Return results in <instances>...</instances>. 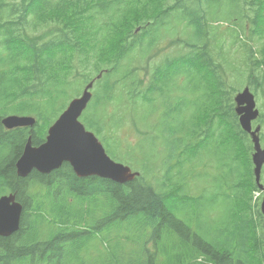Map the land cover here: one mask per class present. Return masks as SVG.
Here are the masks:
<instances>
[{"label":"trees","instance_id":"16d2710c","mask_svg":"<svg viewBox=\"0 0 264 264\" xmlns=\"http://www.w3.org/2000/svg\"><path fill=\"white\" fill-rule=\"evenodd\" d=\"M257 1L242 5L245 19L249 20L251 16L253 26L260 17H264V0ZM129 3V0H0V197L15 194L23 205L18 233L10 238L0 237V264H156V258L161 256L157 242L160 233L173 236L177 233L179 237L185 235V239L193 237L190 223H186V219H177V214L168 208L167 194H163L174 187L180 190L179 182L154 185L142 175L126 185L97 177L79 179L68 164L48 176L33 172L22 179L17 175L16 164L29 138L36 147L45 142L51 123L69 101L80 95L79 86L89 83L88 78L94 72L99 76L105 70L97 82V96L94 95L91 102L95 104L98 100L105 107L103 114L88 122V127L101 136L109 126L114 130L125 125L126 111L123 118L112 116L108 121L107 108L119 103L116 89L123 86L125 79H131L128 103L134 105L135 99L143 97L144 80L137 78L136 69L122 75V67L131 65L132 57L145 46L148 38L150 48L155 44L157 37L154 31L163 21L169 23L172 17H183L188 18L190 26H194L193 15L200 17L199 13L212 9L211 3L206 5L202 0H155L159 11L145 16L148 17L146 23L141 18L133 23H124L126 44L119 47L121 40L111 43L110 35L118 34L123 27L118 20ZM136 24L138 26L133 28ZM40 29L44 31L38 35ZM194 29L193 36L198 42L188 44L191 54L169 59L165 65L168 66L167 71L173 69L179 74L186 62L198 64L200 69L207 68L204 70L209 80L223 85L227 77L221 73L218 63L214 65L213 62L217 61L211 52L205 53L207 42L202 43L205 39H201V31L198 27ZM141 35L142 39L136 40ZM257 35L263 38L264 30ZM261 53L264 55V51ZM211 66L213 68L209 70ZM252 66L262 69L264 77V56L262 60L253 61ZM60 72H65V76L62 77ZM117 73L118 77L106 82L108 76ZM171 73L167 72V75ZM159 74L160 68L156 69L155 76L153 70L151 78ZM84 76L87 78L80 83L79 79ZM149 84V91L157 90L152 80ZM219 91L220 96L225 94L222 89ZM231 100L223 110V101L220 99L218 103L219 112L233 114V122L228 117L221 118L230 128L225 143L229 148L236 144L239 148L235 160L250 167L243 171L246 176L236 183V188L251 196L259 191L251 170L252 146L246 144L244 138L248 135L238 124ZM218 108L212 109L214 122L217 121ZM5 109L10 111L4 112ZM15 112L21 116L33 115L37 119L36 124L6 129L3 119ZM116 121L119 122L115 124ZM247 209L251 214L250 226L246 223ZM247 209H241V221L231 236L239 243L240 250L229 249L227 242L218 245L213 240L205 241L202 253L208 263L224 264L223 260H232L235 255L236 264H264V241L260 234L263 230L262 215L259 209ZM121 223L128 230L122 229ZM106 229L122 235L113 241L115 243L122 241L123 237L134 239L149 235L146 247L151 244L155 248L154 253L145 250L146 254L141 256L124 257L112 254L102 262L92 261L88 255L85 256L87 246L98 237H104L106 243L111 242ZM199 243L194 239L195 245ZM248 248L253 250V255H248ZM180 250L181 246L175 242L170 246L166 244L162 254L165 259L159 261L186 264V256L191 253L182 254ZM194 252L195 249L192 254Z\"/></svg>","mask_w":264,"mask_h":264},{"label":"rangeland","instance_id":"374dc122","mask_svg":"<svg viewBox=\"0 0 264 264\" xmlns=\"http://www.w3.org/2000/svg\"><path fill=\"white\" fill-rule=\"evenodd\" d=\"M129 1V5L118 20L123 27L118 34L110 35L111 43L121 40L119 47L126 44L124 23H133L139 18L146 23L148 17L145 16L159 11L155 0ZM202 1L206 5L211 3L212 9L209 12L199 13L200 17L193 15L194 26H190L188 18L183 17H172L169 23L163 21L159 24V29L154 31L157 37L155 44L150 48V38H148L145 46L132 57L131 65L126 64L122 67V75L136 69L137 78L144 80L143 97L135 99L134 105L129 104L128 90L131 87V79H125L123 86H118L116 89L119 103L108 106L106 116L108 121L112 116L117 119L123 118L125 115L123 112L126 111L127 122L120 129L118 127L112 130L113 126H109L105 134L101 136L96 134L110 158L115 162L146 176L147 180L154 182V185L168 181L169 183L179 182L182 186L180 190L174 187L163 194H167L168 208L177 214V219H186V223H190V232L193 237L185 239V235L179 237L177 233L174 236L169 233H160L157 242L161 256H158L157 260L165 259L162 256L163 247L166 244L170 246L172 242L181 246L182 254L192 253L194 249L196 253L204 252V242L211 240L218 245L227 242L229 249L240 250L237 240L231 237L232 232L237 230L236 225L241 221V209L253 208L250 193L241 192L236 188V183L246 176L243 171L250 167L235 160V154L239 148L236 144H232L229 148L225 143L230 128L226 127L221 118L228 117V120L233 122V114L231 116L221 111L227 107L230 99H233L231 104L236 107L235 97L249 86L255 95L257 108L264 115L263 72L262 69L252 66L253 61L262 60L264 56L261 53L264 51V37L257 35L264 30V17H260L256 24L260 26L259 28L252 25L251 16L249 20L245 19V8L242 5L258 2L257 0ZM201 4L205 7L203 3ZM136 26L138 25L136 24L133 28ZM194 27H198L201 31V39H205L202 43L207 42L205 53L211 52L217 61L213 62L214 65L218 63L221 73L223 72L227 77V79L224 78L223 85L219 86L218 82L209 80L204 70L207 68L200 69L198 64L186 62L179 74L173 72V69L170 72L167 71L168 66L165 65L169 59L189 57L191 54L188 44L193 41L198 42L196 36H193ZM43 31L44 29H40L37 34ZM141 39L142 35L136 38L138 41ZM158 68H160V74L154 78ZM212 68L211 66L209 70ZM153 70L154 76L151 78ZM103 71L102 75L98 76L94 72L88 78L89 83L95 82L91 90L93 95L98 91L97 82L103 77ZM167 72L172 73L167 75ZM213 72L215 73L214 69ZM60 75L64 77L65 72H60ZM118 76L119 73L108 76L106 82ZM84 78L87 77L79 79L80 83L84 81ZM150 80L155 85L156 91L154 89L149 91ZM257 82H259L258 86ZM89 83L79 86L81 91L79 96ZM220 89L225 92L223 96H220ZM220 99L223 101V108L219 112ZM88 107L80 121L90 130L88 122L104 113L105 104L97 100L95 104L91 102ZM215 108H218L216 122L212 121L215 116L212 109ZM7 111L10 110H4V112ZM9 115L18 116L19 113H10L6 116ZM25 116L34 117L33 115ZM59 116L60 114L57 118ZM118 122L116 121L115 124ZM221 124H224V127H221ZM258 126H260L261 136L264 134V117L253 122V129ZM200 130L204 131L202 136H199ZM232 137H234L233 134ZM244 139L246 144H251L247 137ZM262 148L264 149V140ZM226 175L229 176L226 177ZM261 183L264 184V169ZM176 191L179 193H175ZM38 193L41 192L38 191ZM263 198L264 195L259 199V209ZM250 217L251 214L247 209L248 226L251 224ZM120 226L128 230L125 224L121 223ZM106 231L111 242L106 243L104 237H98L87 246L85 256L88 255L92 261L102 262L109 259L112 254L122 255V257L146 254L149 235L136 236L134 239L123 237L122 241L115 243L113 241H117L118 236L122 235H117L108 229ZM194 239L199 240V245L194 244ZM154 249L152 246L149 251L154 253ZM248 252V255L254 254L251 248H248Z\"/></svg>","mask_w":264,"mask_h":264},{"label":"water","instance_id":"95a60500","mask_svg":"<svg viewBox=\"0 0 264 264\" xmlns=\"http://www.w3.org/2000/svg\"><path fill=\"white\" fill-rule=\"evenodd\" d=\"M93 85L94 83H90L82 97L70 103L49 128L46 141L41 146L34 147L29 139L16 164L17 175L20 178H27L35 170L42 174H50L60 169L64 163L70 164L80 178L98 177L120 185L130 183L139 176V173L132 172L129 167L114 162L95 134L87 131L79 121L92 98L90 90ZM235 104L240 125L250 135L253 143V171L256 182L263 189L260 181L264 167V149L259 136L260 127L255 130L252 128V122L259 117L260 111L250 88H245L235 97ZM34 123V119L29 117L9 116L3 119V125L8 130L31 127ZM261 212L264 216V201ZM22 213L23 207L17 202L15 195L0 198L1 237H10L19 231Z\"/></svg>","mask_w":264,"mask_h":264}]
</instances>
